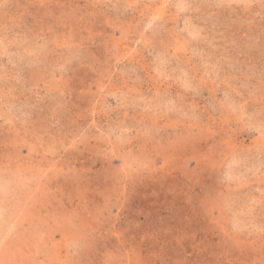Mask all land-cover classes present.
Wrapping results in <instances>:
<instances>
[{
	"label": "rangeland",
	"instance_id": "374dc122",
	"mask_svg": "<svg viewBox=\"0 0 264 264\" xmlns=\"http://www.w3.org/2000/svg\"><path fill=\"white\" fill-rule=\"evenodd\" d=\"M0 264H264V0H0Z\"/></svg>",
	"mask_w": 264,
	"mask_h": 264
}]
</instances>
